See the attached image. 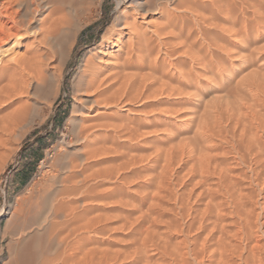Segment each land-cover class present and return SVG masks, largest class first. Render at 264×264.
Wrapping results in <instances>:
<instances>
[{"label":"bare ground","instance_id":"6f19581e","mask_svg":"<svg viewBox=\"0 0 264 264\" xmlns=\"http://www.w3.org/2000/svg\"><path fill=\"white\" fill-rule=\"evenodd\" d=\"M100 4L0 0V154L25 133L17 134L27 98L20 96L38 81L51 91L81 23L90 21ZM245 5L253 7L254 18L252 0L118 3L100 41L81 61L80 93L66 122L79 121L68 140L74 146L64 151L61 163L54 157V171L9 212L14 234L34 230L10 242L4 264H264V120L253 122L250 108L243 118L237 114L247 105L239 110L242 90L226 94L240 104L236 114L228 110L233 113L226 115V126L209 125L207 115L215 112L201 110L204 118H198L193 135L171 137L165 146L154 137L182 114V105L183 115L194 112L191 97L204 89L201 84L225 77L217 57V51L227 55L224 45L209 38L216 30L242 36L248 27L237 12ZM216 13L224 23L216 22ZM4 48L12 52L8 60L1 57ZM52 57L56 65L50 72ZM246 94L244 102L253 95L246 99ZM148 146L150 153L144 152ZM150 160L154 172L148 184L132 189Z\"/></svg>","mask_w":264,"mask_h":264},{"label":"rangeland","instance_id":"374dc122","mask_svg":"<svg viewBox=\"0 0 264 264\" xmlns=\"http://www.w3.org/2000/svg\"><path fill=\"white\" fill-rule=\"evenodd\" d=\"M120 1L122 0H101L100 7L95 11L94 17L86 23H81L78 31L76 32L75 41L70 48L71 49L70 55L68 56L65 64L62 65L60 74L57 80L58 82L57 81L54 82L56 84H53V86L51 87V91L49 90L48 92H46V90L44 89V83L42 81H38L39 86L33 83L34 84L32 85L33 87H29L28 88L29 91L27 90L29 93H27L26 91L25 92L27 93L26 95H24L25 93H23L22 96H20L21 97L20 99L24 100L25 97H27L26 98L27 100L26 99L24 100L23 105L25 107L24 108L22 107V111H23L22 112V118H23L22 124L24 125H22V129L20 128V130L17 131V134L20 132V134L22 135V131L25 133H23L22 138L19 134H18L19 137L15 136V137H18V140L15 137H14L15 139L12 138L10 143H8L6 147L2 149L1 154H0V264H4L8 259L9 244L13 243L14 241H15L14 243L18 241L19 242L22 241L24 238L27 237L28 234H30L34 230V227H29L22 233L14 234L12 232V229H11L12 224L10 223L8 224L9 222L8 218L10 217L9 212L14 210L13 206L15 207L16 205L15 203L17 199L20 200L22 198L21 196H23V198L24 197L28 198V196L30 197V194H32V192H34L36 188L39 187L38 183L44 182L43 176L46 175L50 171L53 172L54 168H56L53 165L54 157L58 158V163H61L64 160V155H63L64 151L69 150L71 147L74 146V144H69L68 140L71 137L73 130L78 127L77 123L79 121L77 120L74 124L66 123V122H68V117L71 115L73 106L77 101L75 95H79L78 93H80L81 70H82L81 61H83L87 53V50L90 47L96 45V43L100 41L102 33L105 31L108 24L111 23L114 15L116 14V7ZM252 1L254 5H256L255 7L256 16L254 18L252 16L253 7H250L249 5L244 6L243 10H245L246 12L243 10H242L243 11L242 13L237 12L238 21L240 22L244 21L243 23L247 24L246 28L248 27L245 30V32L242 34V36L236 37L234 36L232 32L231 34L233 35H231L229 31H227L228 33L226 32L220 33L216 30L217 32L213 31L214 35L212 33V36H210L209 38L210 40L216 41L217 43L219 41V44L224 45L225 52L227 53V55L224 53L222 55L221 52L217 51V55H218L217 57L219 58L220 61H222L221 64L223 63L222 65H224L226 68L223 74V77L225 75L224 77L225 79L224 78L217 79L218 81H216L215 79H212L214 82L212 83L211 81L212 85L210 83L204 82L201 85L204 87L205 91H203L204 89H202V87L199 85L201 88L198 87L197 89L198 91H196L198 94L196 95L194 94L195 96L193 95L191 97L194 99H191V105H190L192 106L193 104V107L196 109L195 110L192 107L193 108L192 110L196 113L197 117L193 115L195 114L194 112H192L193 113L192 114L190 111H189L190 113L188 112L183 115V112L185 110V108L183 107L185 106L182 105L183 106V107L181 106L182 109L180 107V111L182 114L180 113L178 115L176 114L172 120L173 123L168 122L169 123L168 125L164 124L165 126L164 125L161 126L162 130L160 129L161 131H158L159 133L157 132L158 136H154L156 139H158L161 146H165L167 144V140L171 139V137L172 139H175V141H177L178 139L182 137L193 135L194 129L197 127L195 123L196 124L199 123L198 118H204V117H201L203 116L202 115L203 113L209 114L210 112V114H212V112L213 113L215 112L213 117H212L213 114L207 115V118L208 116H210L208 119L211 120L207 122L213 123L212 126L216 128L220 127L221 125L226 126L230 122L228 120L230 117L229 114L232 111H234V109L237 110V108H239V105L241 103H243L244 105L241 104L242 106L240 105L239 110L242 109L241 107L245 106L246 104L247 105L246 107H243L240 113L238 111L237 114H239V116L242 115L241 117L243 118V116H245L247 113V109L250 108L253 110H249V111H251V114H255L254 118H256L253 122H255L258 119H260L261 123L259 121L256 123H260L261 125L264 122L263 121L264 118H262L264 116V109L258 110V109L264 108L263 104L261 103V102L264 103V99L262 100L261 98L264 95L263 94L264 89L263 90L260 89V88H263L262 84L264 83L263 82L264 81V0H252ZM231 11H229L228 14H230ZM244 12L246 14H243ZM68 17L70 21L72 22L75 20V17L74 15H72V13H70ZM155 17L157 18L158 15H154L153 18ZM222 17L223 15L216 13V22L221 23V24L224 23V21L222 20ZM182 23L183 21H179L178 25H182ZM258 25H261V26H258ZM213 38L215 39L213 40ZM29 41L27 42L29 43ZM4 50L5 52L1 54V57L3 59L5 57V60L6 59L8 60V58L10 59L12 57V52L6 50V48H4ZM220 58H224V59H220ZM54 59L55 58L52 57V60L50 61V63L48 62L49 63L48 68L50 67L52 70H53L52 67L56 65V63L54 62ZM193 64H196V63H193ZM50 68L49 70L51 72L52 70ZM254 75L257 78L254 79L253 78ZM258 76H260L259 77L260 82H258L259 81ZM75 77L77 78L74 83ZM249 77L251 79L253 78L254 80L252 79L253 81H251ZM243 78H244V82L242 80ZM247 78H249L250 80L248 79L247 82L245 83L246 81L245 79ZM256 79L258 80L256 81ZM261 79H263L262 80L263 83L261 82ZM220 80H222L223 82H221ZM248 81H250L251 84H253V82L255 81L257 83L255 82L252 88V86L250 85V83H248ZM40 82L42 83L39 84ZM240 84L242 88H243V85H245L246 86V87L244 86L245 89L244 88L240 89L241 88ZM258 84H261V86L260 85L258 86ZM205 85L207 86V88L205 87ZM255 85L256 87L257 86L260 87L259 88L260 90H258V87L257 89H254L256 88ZM239 86L240 88H238ZM235 87L238 89H236ZM247 89H250V91ZM235 90L238 93L241 92L242 90L243 96H245L247 92L246 96L248 95V97H245L246 99L249 98V95H252V94H253L252 96L254 95L256 96L252 98L253 100L251 99L252 96H250V100L244 102V99L242 98L243 97L242 94L240 95L239 93L238 98H240L241 96V99H239V101L240 100L241 101L239 102L240 104H238L237 103L238 98L234 99L236 96L232 98L233 91ZM255 90L258 91L259 93L255 92ZM236 91L234 94L237 93ZM261 91H263L262 92L263 95L260 94ZM44 92H46L47 95ZM76 92L77 94H75ZM226 94H229L232 96L230 97ZM47 96H49V98ZM28 97L31 101L28 99ZM225 98L229 99V100H226L227 106L230 107L229 109H225V108H228V107H225L226 104H224L226 102ZM46 99H49V100L47 101ZM23 100L21 101V103L23 102ZM216 100L217 102H215ZM256 100L257 101L259 100L258 103L256 102ZM260 100L262 101L260 102ZM218 101L222 103L219 104ZM228 102L229 103L232 102V103L228 104ZM247 102H249L250 104H248ZM33 103L35 105H33ZM214 103H216V105H212ZM217 103L220 106L224 104V106H222V110L220 106L217 105ZM252 103H255V104H252ZM207 104L210 105V107ZM206 106L209 107V109ZM212 106L216 108L217 106L219 107L218 109L216 108L212 109L213 108ZM251 107H257L258 112L262 111L261 112L262 116H260L258 112L254 111V109L256 110V108H251ZM219 108L221 111L219 110ZM231 108H233V110L229 113L228 110H230ZM197 109H198V113H197ZM201 110L202 111L204 110V112L201 113ZM216 110H218L219 113ZM199 112L201 114H199ZM234 112L236 114V111ZM77 113H79L80 115V112H77ZM77 113L75 115L79 116L77 115ZM249 113L247 114L248 118L251 117ZM221 114L223 117L224 116L225 117L224 118L221 117ZM227 114L229 117L228 116L226 117ZM256 114L258 118L256 117ZM219 115L221 117L220 119L218 117ZM178 116H181V117H178ZM196 118L197 120L195 122L194 119ZM161 119H165V118L163 117ZM212 120H214V122ZM223 121L224 123H222ZM211 123L209 125H211ZM231 126H232V121H231ZM262 126H264V124ZM261 133L262 132H260L259 134ZM149 137L150 136L148 135V138ZM151 151H152L151 147L148 146V148H146L144 152L150 153ZM218 151L220 150L218 149ZM227 156L229 159L230 156L229 155ZM152 164L153 163L151 160L144 162V165H143L144 167L142 168L140 172V178H137V180H135L136 183L131 187L132 189H137V187H139L138 185L148 184V181L150 178L149 174L154 172ZM147 205L148 203H145L143 205V211L146 210ZM138 213L139 211H136L134 214H138ZM159 228L163 229L164 227L160 225ZM117 237L121 238V235L118 234ZM45 253L46 252L43 251L41 255H45Z\"/></svg>","mask_w":264,"mask_h":264}]
</instances>
